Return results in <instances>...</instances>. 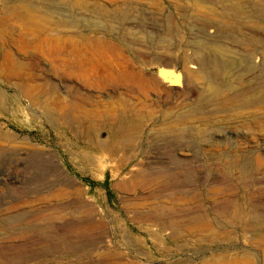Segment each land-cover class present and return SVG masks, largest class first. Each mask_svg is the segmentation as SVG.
Instances as JSON below:
<instances>
[{
  "label": "rangeland",
  "instance_id": "obj_1",
  "mask_svg": "<svg viewBox=\"0 0 264 264\" xmlns=\"http://www.w3.org/2000/svg\"><path fill=\"white\" fill-rule=\"evenodd\" d=\"M97 38L158 89L133 151L93 153L88 168L40 107L53 97L36 75L75 85L59 73ZM263 53L264 0H0V264H264ZM184 57L215 105L201 82L182 87ZM168 109L185 118L165 121ZM143 164L168 180L124 187Z\"/></svg>",
  "mask_w": 264,
  "mask_h": 264
},
{
  "label": "bare ground",
  "instance_id": "obj_2",
  "mask_svg": "<svg viewBox=\"0 0 264 264\" xmlns=\"http://www.w3.org/2000/svg\"><path fill=\"white\" fill-rule=\"evenodd\" d=\"M9 1L11 2V0ZM77 43L71 52L73 58H69L65 65L66 68L62 73H59V76L75 83V85H68L66 89L57 86V83L55 84L57 87L53 86L54 82L45 78L47 74L44 71H40L36 78L44 81L45 85L48 86L47 88L43 87L44 89L41 92L53 97V99L51 98L52 102H48L49 100L42 101L40 107L47 110V117L52 125L55 127L63 125L67 133L70 132L81 143L80 160L82 165L89 168L96 164L97 159L101 157H96L93 153H102V155L108 153V155L113 156L118 151L126 153L133 151L132 146L136 144L135 134L143 133L144 127L149 121L146 118L144 101L151 91L158 89L156 88L158 85L156 87L153 86L154 84L151 85L150 81L137 71V64H135L136 61L133 60L132 56L124 53L117 46L106 45L98 38L90 42L79 41ZM157 56L165 60L169 58L163 54ZM184 59L182 60L184 70L181 81L182 87L184 86L187 89L188 84L201 82L202 93L204 95L208 94L207 101L203 103L207 106L215 105L217 94L215 93L214 82L203 76V68L198 63L199 61H196L198 65H191V61L195 62V57H184ZM155 61L156 58L152 57V60L146 61L148 62L146 64L152 65ZM262 64L264 65V53L262 54ZM224 68L225 65L216 70L219 78H222ZM101 69H103V72H101ZM26 71L25 64L21 62L20 79ZM218 77L216 81L220 83ZM223 81L225 80L223 79ZM155 83L157 82L155 81ZM226 85L228 88L229 85ZM31 88L26 87L25 90L23 89V93L25 92L26 95L31 93ZM110 88H112L111 92H109ZM162 88L165 91L173 89L166 80H162ZM106 91L110 94L103 96V92ZM195 112V109L192 108L190 113L194 115ZM170 113L171 117L168 116ZM176 113L175 109L166 110L164 120H172L174 124L178 125L179 121L185 118V114ZM132 131L135 134H132ZM104 133L107 135L106 140H101L100 137ZM141 166V169L131 173V180L125 182L124 187L143 189L158 180H168L165 176L152 175L147 170L146 164ZM228 170L231 173L234 170H238L241 174L247 172V169H242L241 165L229 166Z\"/></svg>",
  "mask_w": 264,
  "mask_h": 264
}]
</instances>
